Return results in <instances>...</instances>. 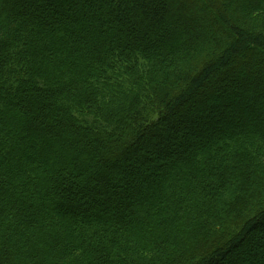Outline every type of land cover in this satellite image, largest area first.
Returning a JSON list of instances; mask_svg holds the SVG:
<instances>
[{"label":"trees","instance_id":"trees-1","mask_svg":"<svg viewBox=\"0 0 264 264\" xmlns=\"http://www.w3.org/2000/svg\"><path fill=\"white\" fill-rule=\"evenodd\" d=\"M257 262L264 0H0V264Z\"/></svg>","mask_w":264,"mask_h":264},{"label":"rangeland","instance_id":"rangeland-1","mask_svg":"<svg viewBox=\"0 0 264 264\" xmlns=\"http://www.w3.org/2000/svg\"><path fill=\"white\" fill-rule=\"evenodd\" d=\"M251 103V102H250ZM256 264H260L259 262H257Z\"/></svg>","mask_w":264,"mask_h":264}]
</instances>
